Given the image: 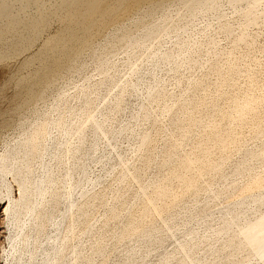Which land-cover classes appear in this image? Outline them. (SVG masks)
<instances>
[{
    "label": "rangeland",
    "instance_id": "obj_1",
    "mask_svg": "<svg viewBox=\"0 0 264 264\" xmlns=\"http://www.w3.org/2000/svg\"><path fill=\"white\" fill-rule=\"evenodd\" d=\"M142 8L144 10H140L138 16L125 19L121 24L107 29L94 41L91 49L83 52L69 71L39 98L26 105L13 118L10 126L0 130L1 154L22 141L37 124L52 121L43 141L47 144L55 138L56 143L50 147L49 152L35 157L32 166L35 168L34 174H37L41 171L40 163H48L53 170L58 196L63 200L68 187L86 169L87 179L75 191L77 205L83 208V212L75 209L73 215L71 240L77 247L76 264H123L128 250H134L136 259L140 260L145 251L134 233L131 231L127 235H120L128 218L137 220V223L140 221L139 225L150 223L157 229V239L149 248L157 247L159 240L169 241L172 233L179 234L184 229L189 211L197 210L198 205L206 199L211 202V206H214L215 201L232 200L233 196L225 198L224 195L223 200L222 195L219 196L220 199L209 200L211 188H217L215 185L218 184L219 187L222 183V179L219 180L221 183L217 181L220 172H231L230 169L240 161L246 149L264 147V132H258L264 124V23L261 22V17L244 23L241 12L236 11L226 0H218L217 9L198 11L188 20L177 0L166 3L163 8L151 14H145L146 7L142 6L140 9ZM163 20V25L171 21L176 27L158 36H142L148 26L162 23ZM226 23L229 29L223 28ZM56 28L57 23H52L44 35L54 32ZM125 30L133 37H140L142 43L136 49L129 45L128 38L121 39ZM238 35L242 37L238 39ZM168 49L177 50V61L159 62L152 66L150 60ZM0 71L1 82L5 72ZM103 77L106 80L99 84ZM135 81L133 86L129 85ZM152 85H157L159 93L149 97L148 90ZM120 87L124 90L116 105ZM244 100L247 104L242 110V118H234L237 102ZM88 111L102 127L95 133L86 127L81 143L76 128L85 121ZM61 116L70 125L67 133L56 123ZM124 125L126 128L121 129ZM143 133L149 136V140L146 145L140 146ZM218 135L228 139L221 144L216 140ZM52 152L58 153L59 158H52ZM185 155L193 157L195 165L193 162L191 164L195 170L191 166L189 168L192 171L178 166ZM205 157L208 162L223 157L219 168L221 171L210 169V163L203 160ZM196 158L200 160H196L199 164L195 163ZM196 165H199L200 171ZM206 165L208 168H205ZM249 167L248 172L258 174L262 183L264 154L253 159ZM185 171L188 172L186 176L192 177V188L186 191L185 180L179 176ZM173 172L175 174H171ZM168 173L171 174L170 177ZM225 173L222 174L228 175L227 182L230 174ZM242 175L230 177L231 180L234 177L235 180L238 179L237 184L239 181L240 185H245L249 179L248 174ZM4 180L11 187V196H16L18 190L12 176L7 174ZM242 181H245L244 184ZM251 185L254 189V184ZM159 186H165L164 189L169 194L159 196L156 193ZM193 188L197 189L196 195L192 194ZM80 191H85V195H81ZM115 191L117 195L113 197ZM171 194H176V198L170 197ZM147 198H151L152 204H145ZM6 200L7 197L2 192L0 211ZM169 200L171 204H166ZM144 205L146 216L139 213ZM260 205L256 213L264 211V203ZM62 206L63 203L58 201L52 218L57 216ZM199 212L201 213L200 210ZM213 214L216 217L217 211L213 210L210 222L215 219ZM5 219L2 215L4 231L0 237V264L11 263L12 250L16 245V230ZM163 220L167 221L168 227L163 225ZM195 220L199 222L191 219L190 227L202 234L208 232L206 230L210 228L207 227L214 228L217 225L216 219L210 223L213 227L209 225V220L207 226L206 222L199 224ZM45 230L47 234H53L48 221ZM208 236H205V240ZM44 237L45 234H40L38 240H43ZM215 237H208L210 241L201 239L202 242H197L198 245L191 251L194 263H211V258L216 254L222 261L221 264H234L236 259L243 258V252H238L235 254L238 256L233 259L231 256L226 257L229 261L233 260L229 263L228 259L220 256L224 250L220 253L212 252L213 248H220L223 243H219L223 241L221 238L217 237V240ZM214 240L218 243H214ZM69 242L66 241L67 244ZM168 252H171L168 258L160 264H192L173 246H170ZM209 253L212 254L211 258ZM201 257L202 260H199ZM246 264L260 263L253 259Z\"/></svg>",
    "mask_w": 264,
    "mask_h": 264
},
{
    "label": "bare ground",
    "instance_id": "obj_2",
    "mask_svg": "<svg viewBox=\"0 0 264 264\" xmlns=\"http://www.w3.org/2000/svg\"><path fill=\"white\" fill-rule=\"evenodd\" d=\"M171 1L172 0H0V69L5 72L0 82V130L10 126L13 118L18 115L26 105L31 104L35 99L39 98L47 88L53 86L58 78L62 77L66 71H69L83 52L91 49L94 41L102 36L107 29L121 24L125 19L138 16L137 13L140 10H144V8L140 9L142 6L146 7L145 14H151L163 8L166 3ZM177 1L185 12V16H187L186 20L198 11L217 9L218 7V0ZM226 1L235 10H239V13L241 12L240 14H242L241 16L244 23L252 22L260 17L262 20L261 22L264 23V0ZM242 3L243 6L241 7L240 5ZM220 15H222V13ZM164 22L165 20H163L162 23L148 26L144 30L142 36H150L153 34L158 36L176 27L171 21L163 25ZM52 23H57L56 30L44 35L45 31L48 30ZM223 28L229 29L230 27L226 23ZM120 37L123 40L128 38L129 45L135 49L142 43L139 40V36H131L128 30H125ZM241 37L242 35H238L237 38L239 39ZM176 59H178L177 50L168 49L153 57L150 61L152 66H156L159 62H176ZM105 80L106 77H103L100 79L99 84L104 83ZM135 83L136 81L129 83V85L133 86ZM123 90L124 88L120 87L116 97V105L119 104V99ZM156 93H159L157 85H152L148 90V96L153 97ZM246 104V100L237 102V109L233 115L234 118H242V110ZM169 112L171 116L174 117L171 108H169ZM51 122L52 121H44L37 124L38 126L24 137L22 141L0 154V194L3 192L7 197L0 211V237L4 231H2V222L4 220V218L2 220V215L12 223L13 226H11L16 230V245L14 244L15 247L12 246V259L10 264H76L77 247L71 240L73 215L75 209L83 212V208L77 205L75 191L87 179L86 169H83L82 176L68 187L63 200L58 196L59 194L55 187V178L52 174L53 170L49 167L48 163L41 162V171L37 174H34L35 168L32 166V160L35 157L43 152H49L50 147H53L56 143L55 138H53L54 141H50L47 144L43 141L47 133V128ZM56 123L61 129H64L65 133L69 131L70 125L63 116L59 117ZM263 126H261L262 128L260 127L258 132H264ZM86 127L91 128L94 133L100 131L102 127V125L96 121L94 115L91 112L89 113V111L87 112L85 121L76 128L81 143L84 138L83 132ZM125 128V125L121 127V129ZM225 139L227 140L228 137L218 135L216 140L223 144ZM148 140L149 136L143 133L140 137V146L146 145ZM239 148L241 147L239 146ZM243 152L240 161L238 160L239 162L235 167L230 169L232 170L231 172L223 171L224 169L222 171L228 172L231 177L248 174L247 178H249V181L245 179V176L244 179L247 180V184L245 185H240L239 181L237 184L236 180L238 179L235 180L234 177V179L231 180L230 176V180L227 179L228 181L226 182L228 175L226 173V175L222 174L223 172L221 173V170L219 171L220 165L223 162V157L217 161L215 159L213 162H208L207 156V159L206 157L203 158L208 164L210 163V169L220 172V174L218 172L220 177L217 176L219 177L217 181H221L222 179V183L219 181L221 183H219V187L217 186L218 184L215 185L217 188L213 186L211 188L212 190L208 187V190H211L210 199H208H220L219 196L221 195V199L224 198V196L225 198L229 196H233L234 198L227 202L215 201V204H213L214 201H212L214 206H211V202L207 199L201 205L197 204L199 206L198 209L196 208L197 206L193 207L197 210L191 209L194 211H189V218L185 220L184 229L181 233H172L169 241L159 240L157 247L149 248L150 244L157 239V229L150 223L146 224L144 222L145 225H139L140 221L137 223V220L135 221L134 219L128 218L129 220L125 227L121 232H118H120L121 236H124V234L127 235L126 233L132 231L137 242L143 246L145 255L140 260H137L135 257L136 252H134V250H128L123 264H160L165 261L171 253L168 252L170 246L180 250L182 257L189 259L192 264H199L202 261L198 263L196 259L197 263H194L191 251L197 242L201 239L205 240V236L207 235H209L208 237L216 236V239L219 237L221 238L220 240H223L219 242H223L222 245L219 244L220 248H213L212 250V252L215 253H220V251L222 252L224 250V256L219 254L222 258L224 257L226 259V257L231 256L233 259L235 254L243 252L244 256H241L243 258L239 256L240 259H234V264L251 263L253 259L255 262L264 264V211H258V213H256L257 207L264 203V181L261 183L258 174L249 173L250 162L264 154V147H259L254 150L246 149ZM50 154L52 158H59L56 152ZM201 156H199L200 160H202ZM192 158L185 155L178 166L185 170H188L190 166L193 168L194 166H192L191 163L194 160ZM199 159L196 158L195 163L196 160L200 162ZM206 161L204 162L205 164H207ZM199 162L196 164H199ZM201 164L200 166H202ZM198 166L199 165H196L197 168ZM207 166L208 165H206L205 168H208ZM194 168L192 170H195ZM203 168L201 170H204ZM199 169L200 168L197 170L200 171ZM192 170L189 168V171ZM174 172L171 174H175ZM186 172L187 171L179 175L180 178L185 180V182H182L187 185L184 184L185 191L186 189L189 190L192 188L190 187L192 186V181L190 180L192 177H188L189 175L186 176ZM7 174H10L16 183L18 190L16 196H11V187L4 180ZM171 174L168 176L170 177ZM177 178H179L178 175ZM238 178L240 179V177ZM241 178L243 179V177ZM164 179L165 178H163V180ZM193 180L195 179L193 178ZM252 183L254 184V189L252 188ZM194 185L195 184H193V187ZM198 186L197 188L199 189ZM164 187H160L156 190L159 196L163 195V197H165V194L168 193V191H165L166 189H164ZM195 190L197 189H194V193L190 191L192 194L196 195ZM236 190H238L237 193ZM85 193V191H80L81 195H85ZM116 195L117 191L113 193V197ZM175 196L171 194L170 197L174 198ZM151 198H147L145 204L146 202L150 204ZM58 201L62 202L63 206L59 210L57 216L52 218V212ZM172 201L171 199V202ZM169 202L166 204H171V202ZM153 205H151V207ZM162 209L165 210V208ZM213 210L217 211L216 217L213 214L217 220V225L214 228L209 226L207 228L210 229L206 230V232L208 231L207 233L204 232V234H202V232L199 231L200 234L190 227L191 219H197L199 222H206V225L209 218L212 217L211 214ZM195 211L200 214L198 215ZM145 212L146 206L144 205L139 213L143 215ZM146 215L147 214H145V216ZM210 220L209 225H211L210 223L213 221L210 222ZM47 221L51 223V231H53V234L46 233L45 226ZM163 225L168 227L166 220H163ZM201 225H204V223ZM40 234H45L43 240H38ZM208 237H206V240L209 239ZM219 238L217 240H219ZM68 240L70 242L67 244L66 241ZM215 240L214 243H218V241ZM205 245L207 244L205 243ZM207 249L210 250L208 245ZM97 251H100V248H97ZM210 254L211 253H209V258H211ZM8 256L10 255L8 254ZM203 258L205 259L204 256ZM215 258H218V254H216L214 258H211L212 261L208 264H221L222 261L220 258H218V260H215ZM227 259L229 261V258ZM199 260H202V257ZM230 262H233V260L231 261L230 259L229 263Z\"/></svg>",
    "mask_w": 264,
    "mask_h": 264
}]
</instances>
